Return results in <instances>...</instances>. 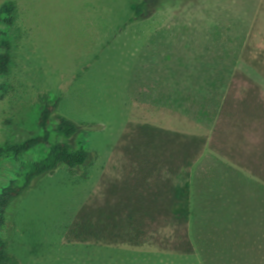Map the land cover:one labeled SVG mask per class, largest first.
I'll list each match as a JSON object with an SVG mask.
<instances>
[{
  "label": "rangeland",
  "instance_id": "obj_1",
  "mask_svg": "<svg viewBox=\"0 0 264 264\" xmlns=\"http://www.w3.org/2000/svg\"><path fill=\"white\" fill-rule=\"evenodd\" d=\"M7 2L14 3L15 11L10 27L0 23L11 46L9 74L0 76V147L39 134V97L47 95L59 100L58 113L78 127L72 144L90 153L80 170L63 167L37 178L14 203L0 237L18 264H264V187L263 193H252L257 188L253 183L211 194L200 193L191 176L182 181L186 196L177 208L189 213L191 253L67 239L79 208L98 193L103 179L121 180L126 169L138 174L141 159L156 156L159 161L154 134L136 128L161 129L168 114L134 101V68L150 33L197 7L199 0H0V7ZM140 4L143 15L137 18ZM259 9L242 60L256 61L264 72V33L258 32L264 27V0ZM259 81L250 92H261L264 99V79ZM252 124L240 132L255 144L264 120ZM179 137L178 144L185 139ZM44 152L30 151L20 161H36ZM175 163L190 174V161ZM18 166L13 158L0 157V192L16 178ZM169 173L166 165L161 174ZM176 231L182 233V226L160 232L173 242Z\"/></svg>",
  "mask_w": 264,
  "mask_h": 264
},
{
  "label": "crops",
  "instance_id": "obj_2",
  "mask_svg": "<svg viewBox=\"0 0 264 264\" xmlns=\"http://www.w3.org/2000/svg\"><path fill=\"white\" fill-rule=\"evenodd\" d=\"M262 1L199 0L150 33L134 68V101L168 114L161 129L191 138L187 160L200 193L224 194L251 183L257 187L252 193H263L264 126L255 144L240 132L264 120L261 92H250L264 72L255 60H242Z\"/></svg>",
  "mask_w": 264,
  "mask_h": 264
},
{
  "label": "trees",
  "instance_id": "obj_3",
  "mask_svg": "<svg viewBox=\"0 0 264 264\" xmlns=\"http://www.w3.org/2000/svg\"><path fill=\"white\" fill-rule=\"evenodd\" d=\"M142 5L137 6L134 17H142ZM14 11L13 2L3 4L0 7V23L10 27L14 22ZM10 47L8 32L0 31V76L9 74ZM39 103V134L33 132L20 143L0 147V157H11L19 162L16 178L0 192V231L6 225L7 216L16 200L37 178L52 174L63 167L75 173L90 159V153L85 148L72 144L71 140L78 133V127L72 120L58 113L59 100H51L49 96L41 95ZM138 128L142 129V134L144 131L154 134L152 146L160 148L159 161L155 160L156 156L144 161L141 159L138 163V174L130 175V170L126 169L125 177L121 180L113 177L103 179L98 193L87 198L79 208L68 227L67 239L81 243L103 242L114 246L139 247L150 244L164 250L191 253L193 246L188 235L189 213L177 208L184 204L186 196V190L181 183L187 177L190 178V174L182 171V167L175 163L176 160L183 161V164L188 162L191 138L147 125L143 128L137 125L136 129ZM179 136L185 139L178 144ZM41 148L45 152L36 161H20L24 154ZM167 153L169 157L166 159ZM166 165L170 173L163 177L161 171ZM175 226H182V233L178 234L176 231L173 242L167 240L166 236H161L160 231L167 227L174 229ZM0 264H18L8 252L7 242L2 237Z\"/></svg>",
  "mask_w": 264,
  "mask_h": 264
}]
</instances>
